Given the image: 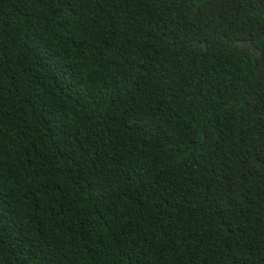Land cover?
Returning <instances> with one entry per match:
<instances>
[{
  "label": "trees",
  "instance_id": "obj_1",
  "mask_svg": "<svg viewBox=\"0 0 264 264\" xmlns=\"http://www.w3.org/2000/svg\"><path fill=\"white\" fill-rule=\"evenodd\" d=\"M0 264H264V0H0Z\"/></svg>",
  "mask_w": 264,
  "mask_h": 264
}]
</instances>
